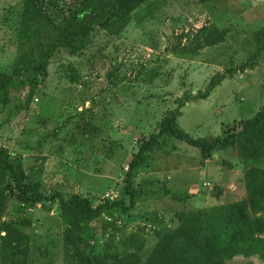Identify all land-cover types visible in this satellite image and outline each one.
I'll list each match as a JSON object with an SVG mask.
<instances>
[{"label":"rangeland","instance_id":"obj_1","mask_svg":"<svg viewBox=\"0 0 264 264\" xmlns=\"http://www.w3.org/2000/svg\"><path fill=\"white\" fill-rule=\"evenodd\" d=\"M83 1L39 0L46 23L24 31V0H0V72L9 76L0 80V147L21 161L31 188L93 204L124 198L128 206L125 176L141 140L184 97L223 76L206 99L181 109L178 124L194 138L237 131L263 106L264 0H146L122 28L96 25L73 47H57L43 75L40 54L57 44ZM213 30L224 40L206 46ZM244 166L234 149L204 159L196 147L163 136L133 172L135 206L106 209L85 226L91 262L143 264L159 234L186 213L242 201ZM7 182L0 168V250L28 246L25 264H79L63 241L69 223L58 202H21ZM226 264L264 260L239 255Z\"/></svg>","mask_w":264,"mask_h":264},{"label":"trees","instance_id":"obj_2","mask_svg":"<svg viewBox=\"0 0 264 264\" xmlns=\"http://www.w3.org/2000/svg\"><path fill=\"white\" fill-rule=\"evenodd\" d=\"M39 0H24V31L30 23L36 27L46 23V16L39 7ZM146 0H84L71 14L57 44H46L44 53L39 57V68L47 74L48 59L59 46L73 47L78 40L88 37L96 25L104 29L122 28L133 10ZM201 3L212 0H198ZM259 34L264 37V27ZM62 35V36H61ZM224 40L218 30L208 33L206 46ZM264 49V47L262 48ZM245 67L242 66L241 70ZM9 76L0 72L1 79ZM223 76L215 75L206 90L192 98L184 97L176 109L170 111L161 121L158 132L152 133L140 142L137 154L130 162V172L125 176V191L130 204L125 200H102L93 204L80 194L65 197L60 192L45 194L38 188L25 183V173L21 161L7 156L0 147V168L8 175L5 187L7 192L16 193L25 203L42 201L58 202L61 216L69 225L63 232V241L74 249L79 264H100L101 258L93 260L88 255L89 243L84 236L87 223L99 219L104 210L113 208L129 209L135 206L137 190L133 186V172L144 161L146 151L159 144V139L169 136L196 147L204 159L210 158L219 150L234 149L245 160L244 179L246 197L239 202L216 205L208 210H195L186 213L176 228H166L158 236V241L143 264H226L232 258L242 255H260L264 260V104L257 113L241 122L237 131H231L210 138H194L178 124L181 109L187 100L206 99L211 91L220 84ZM23 84V83H22ZM0 102L6 100L2 96ZM28 246L11 247L3 244L0 250L2 264H25ZM114 264L117 260L114 258Z\"/></svg>","mask_w":264,"mask_h":264}]
</instances>
